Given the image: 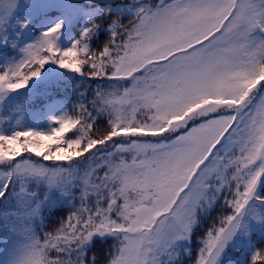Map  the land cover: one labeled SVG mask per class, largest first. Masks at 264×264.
I'll list each match as a JSON object with an SVG mask.
<instances>
[{"label":"snow or ice","instance_id":"obj_1","mask_svg":"<svg viewBox=\"0 0 264 264\" xmlns=\"http://www.w3.org/2000/svg\"><path fill=\"white\" fill-rule=\"evenodd\" d=\"M0 244L264 264V0H0Z\"/></svg>","mask_w":264,"mask_h":264},{"label":"trees","instance_id":"obj_2","mask_svg":"<svg viewBox=\"0 0 264 264\" xmlns=\"http://www.w3.org/2000/svg\"><path fill=\"white\" fill-rule=\"evenodd\" d=\"M22 17H18V19H20ZM73 35H75V33H73ZM48 66H46L47 68ZM32 86V82H30L29 84V87ZM27 91V89L25 90H21V92H25ZM71 91V90H70ZM60 110L57 109L56 112H52V113H49L48 115H55V114H58ZM25 124L27 127H30V128H33L35 130H45L47 127H48V122H47V116H45L44 118H42L40 121H37V120H34L32 119L31 117L28 118L26 121H25ZM70 134V133H68ZM56 211V209L54 210ZM203 229L201 228V224L198 222L195 226H194V229H193V233H192V236H193V239H192V244L194 245L195 243H197V240H196V236L199 232H201ZM8 253H9V247L7 245H4V244H0V261H3V260H6L7 257H8Z\"/></svg>","mask_w":264,"mask_h":264},{"label":"rangeland","instance_id":"obj_3","mask_svg":"<svg viewBox=\"0 0 264 264\" xmlns=\"http://www.w3.org/2000/svg\"><path fill=\"white\" fill-rule=\"evenodd\" d=\"M68 4H69V8H71V0H68Z\"/></svg>","mask_w":264,"mask_h":264}]
</instances>
